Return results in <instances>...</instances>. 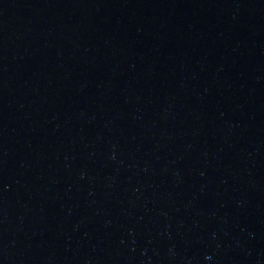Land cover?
<instances>
[{
    "label": "water",
    "instance_id": "95a60500",
    "mask_svg": "<svg viewBox=\"0 0 264 264\" xmlns=\"http://www.w3.org/2000/svg\"><path fill=\"white\" fill-rule=\"evenodd\" d=\"M0 264H264V0H0Z\"/></svg>",
    "mask_w": 264,
    "mask_h": 264
}]
</instances>
